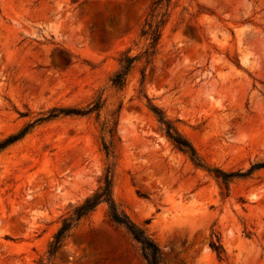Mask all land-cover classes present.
<instances>
[{"label":"rangeland","instance_id":"obj_1","mask_svg":"<svg viewBox=\"0 0 264 264\" xmlns=\"http://www.w3.org/2000/svg\"><path fill=\"white\" fill-rule=\"evenodd\" d=\"M151 1L0 0V145L31 124L0 149V264H146L105 203L47 259L62 216L107 166L117 208L157 243L160 264H264V168L226 189L164 135L146 99L207 168L264 162V0H171L158 52L118 89L110 77L121 51L145 46ZM96 100L98 115L62 113Z\"/></svg>","mask_w":264,"mask_h":264},{"label":"trees","instance_id":"obj_2","mask_svg":"<svg viewBox=\"0 0 264 264\" xmlns=\"http://www.w3.org/2000/svg\"><path fill=\"white\" fill-rule=\"evenodd\" d=\"M171 0H152L150 3L149 11L146 18L140 28L139 37L146 41L143 49L135 55L129 54V49H125L120 52L118 58V69L110 77L112 85L118 89L125 87L127 83V77L134 67L135 62L143 61L145 65H148L155 54L158 52L162 29L169 17V7ZM140 87L139 92L142 93V86L144 84L145 68L141 70ZM147 96L145 95V98ZM147 107L156 118L157 122L161 126V130L164 135L174 144V146L187 155L189 159L196 165L205 168L209 172L217 174L218 178L222 180L225 188L228 189L229 183L234 177L246 176L251 174L254 170L264 168V162H258L252 164L246 171L243 172H225L217 168H207L206 164L197 154L192 143L178 130L174 121L169 119L164 111L158 106L152 104L147 97ZM101 108L99 100L91 103L87 108L78 109H65L62 113L69 114H91L96 113L98 115ZM56 114H49L45 119L55 117ZM31 124H28L22 128L18 133L6 138L0 145V149L9 145L10 143L21 139L30 129ZM105 131V128H102ZM111 140L105 142L103 140L102 149L105 155L114 156V150L112 149L113 138L116 134V125L109 127L107 130ZM112 184H113V172L111 166H107L100 184L97 189L90 195L86 196L80 203L76 204L69 212L65 213L60 221V224L51 240L49 241L46 249L47 259L50 260L56 254H58L64 245L65 240L69 237L72 230H74L78 224L85 218H87L100 203L107 205V215L110 220L122 226L126 232L140 244L143 251L146 264H160L162 258V252L157 243L145 232V230L139 225L132 222L124 213H122L116 206L112 197ZM212 248L217 251L218 255L221 251L218 247L212 243ZM35 264H47L43 258L36 260Z\"/></svg>","mask_w":264,"mask_h":264}]
</instances>
